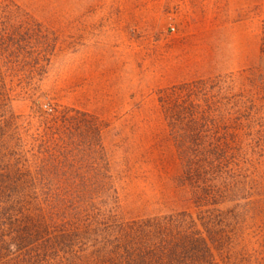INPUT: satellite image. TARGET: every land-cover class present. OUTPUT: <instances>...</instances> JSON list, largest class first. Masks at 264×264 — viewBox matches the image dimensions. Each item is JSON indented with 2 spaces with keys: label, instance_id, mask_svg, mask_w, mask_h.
<instances>
[{
  "label": "rangeland",
  "instance_id": "obj_1",
  "mask_svg": "<svg viewBox=\"0 0 264 264\" xmlns=\"http://www.w3.org/2000/svg\"><path fill=\"white\" fill-rule=\"evenodd\" d=\"M217 80L232 110L264 103V0H0L3 160L39 152L56 113L87 114L125 220L197 218L166 104L199 81L216 93ZM88 174L56 179L62 195ZM243 221L247 253L232 262L264 264V214Z\"/></svg>",
  "mask_w": 264,
  "mask_h": 264
},
{
  "label": "trees",
  "instance_id": "obj_2",
  "mask_svg": "<svg viewBox=\"0 0 264 264\" xmlns=\"http://www.w3.org/2000/svg\"><path fill=\"white\" fill-rule=\"evenodd\" d=\"M218 83L212 84L216 93L207 82L184 85L166 104L181 180L191 188L187 201L199 210L196 219L185 212L122 218L101 127L87 114L64 110L45 123L39 152H12L6 160L0 153V264L244 259L241 222L264 214V103L232 110L223 102L232 94ZM255 125L260 131L253 133ZM247 129L251 134L243 133ZM82 169L91 173L90 181L88 174L64 197L56 179L66 172L82 178Z\"/></svg>",
  "mask_w": 264,
  "mask_h": 264
},
{
  "label": "built area",
  "instance_id": "obj_3",
  "mask_svg": "<svg viewBox=\"0 0 264 264\" xmlns=\"http://www.w3.org/2000/svg\"><path fill=\"white\" fill-rule=\"evenodd\" d=\"M171 30L173 31V28Z\"/></svg>",
  "mask_w": 264,
  "mask_h": 264
}]
</instances>
